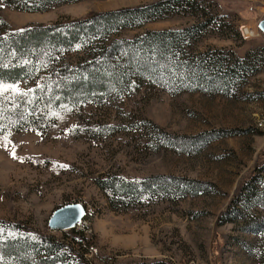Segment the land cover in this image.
Masks as SVG:
<instances>
[{
  "label": "rangeland",
  "instance_id": "1",
  "mask_svg": "<svg viewBox=\"0 0 264 264\" xmlns=\"http://www.w3.org/2000/svg\"><path fill=\"white\" fill-rule=\"evenodd\" d=\"M151 1L76 0L27 12L0 0L7 22L0 30L5 34ZM206 2L215 21L191 39L194 52L243 58L251 51L257 69L219 92H170L177 87L166 80L142 81L128 94L112 91L60 113L56 123L42 124L43 131L11 130L0 137V218L59 237L61 231L48 227L51 214L82 204L85 223L76 227L93 237L94 248L85 255L91 264H264V197L254 192L264 191V171L256 172L251 194L238 191L264 159V35L257 28L264 0ZM194 20L170 15L118 35L129 38ZM39 52L34 78L21 79L18 88L32 87L49 72L48 52ZM82 56L78 48L58 58ZM204 132L213 137L204 143L193 139ZM107 175L125 182L151 177L165 189L151 190L142 200L120 194L115 208L95 181ZM189 184L197 187L188 189ZM235 196L234 220L219 223Z\"/></svg>",
  "mask_w": 264,
  "mask_h": 264
},
{
  "label": "trees",
  "instance_id": "2",
  "mask_svg": "<svg viewBox=\"0 0 264 264\" xmlns=\"http://www.w3.org/2000/svg\"><path fill=\"white\" fill-rule=\"evenodd\" d=\"M72 1L76 0H3V3L21 11L40 12ZM209 11L206 0H154L92 12L72 20L25 25L5 34L0 30V137L11 130L43 131L42 124L56 123L60 113L92 104L112 91L128 94L142 81L166 80L177 87L170 92H219L242 74L253 73L257 67H253L251 51L243 58L217 50L194 52L191 39L199 37L215 21V14ZM170 15L191 16L195 20L179 28L144 30L129 38L118 35L121 30L138 28ZM2 26H7V22L0 14ZM78 48L83 53L79 60L58 58L63 51ZM41 50L48 52L49 72L32 87L18 88L21 79L34 78ZM64 78L70 83H65ZM212 133H200L193 139L204 143L213 137ZM262 171L264 159L242 180L238 191L251 194L253 181L259 175L256 172ZM153 179L125 182L107 175L95 181L116 208L120 194L128 193V197L134 195L142 200L151 190L165 189V184H153ZM168 183L171 187L175 185L172 179ZM254 192L257 197H264V191ZM235 203L236 196L219 215V223L234 220ZM60 233L58 237L20 221L0 218V264H91L85 255L88 248H94L93 237L76 226Z\"/></svg>",
  "mask_w": 264,
  "mask_h": 264
},
{
  "label": "water",
  "instance_id": "3",
  "mask_svg": "<svg viewBox=\"0 0 264 264\" xmlns=\"http://www.w3.org/2000/svg\"><path fill=\"white\" fill-rule=\"evenodd\" d=\"M257 28L264 35V17L257 22ZM85 207L79 203L61 206L51 214L48 227L50 230H67L75 227L85 216Z\"/></svg>",
  "mask_w": 264,
  "mask_h": 264
},
{
  "label": "built area",
  "instance_id": "4",
  "mask_svg": "<svg viewBox=\"0 0 264 264\" xmlns=\"http://www.w3.org/2000/svg\"><path fill=\"white\" fill-rule=\"evenodd\" d=\"M80 224L81 223H85V216H84V218L79 222ZM78 226V225H77Z\"/></svg>",
  "mask_w": 264,
  "mask_h": 264
},
{
  "label": "crops",
  "instance_id": "5",
  "mask_svg": "<svg viewBox=\"0 0 264 264\" xmlns=\"http://www.w3.org/2000/svg\"><path fill=\"white\" fill-rule=\"evenodd\" d=\"M153 22H156V21H153ZM148 23H150V22H148ZM145 24H147V23H145ZM153 29H156V28H153Z\"/></svg>",
  "mask_w": 264,
  "mask_h": 264
}]
</instances>
